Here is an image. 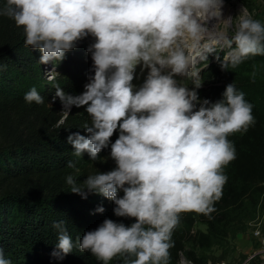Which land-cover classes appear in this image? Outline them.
<instances>
[{
    "label": "clouds",
    "instance_id": "obj_1",
    "mask_svg": "<svg viewBox=\"0 0 264 264\" xmlns=\"http://www.w3.org/2000/svg\"><path fill=\"white\" fill-rule=\"evenodd\" d=\"M226 3L5 0L0 6V17L23 29L24 46L41 53L40 64L60 63L82 41L91 40L86 52L92 65L83 92L72 95L53 85L52 100L58 97L63 104L56 127L73 106L83 108L90 117L81 126L87 135H68L72 154L82 158L86 152L101 163L111 159L115 167L89 174L82 183L79 175L70 174L66 183L83 199L96 194L111 201L114 216L130 221L105 218L75 244L65 221L54 222L58 243L53 256L62 259L76 247L100 264H170L182 217L212 218L228 181L225 169L236 159L229 137L246 133L256 118L254 105L234 81L220 99L201 98V72L209 57L224 72L251 60L255 83L264 67L254 60L264 57V21L244 4L235 16L225 15ZM24 100L45 103L36 87ZM104 150L108 157L100 156ZM67 167L80 171L72 160ZM104 211L103 206L96 209ZM0 264H13L2 245Z\"/></svg>",
    "mask_w": 264,
    "mask_h": 264
},
{
    "label": "trees",
    "instance_id": "obj_2",
    "mask_svg": "<svg viewBox=\"0 0 264 264\" xmlns=\"http://www.w3.org/2000/svg\"><path fill=\"white\" fill-rule=\"evenodd\" d=\"M4 2L0 0V6ZM24 40L22 28L0 17V64L4 66L0 73V245L13 264H100L90 253H81L76 247L62 259L52 255L58 243L54 222L65 221L74 244L105 218L130 223L114 216L111 201L96 194L83 199L71 193L66 183L70 174L79 175L77 182L82 183L89 174L115 167L109 159L104 163L91 161L86 152L82 158L72 154L74 149L67 142L68 135L78 131L87 135L81 126L90 117L83 108L73 106L65 123L56 127L63 107L58 97L52 100L56 91L53 85L72 95L83 92L92 65L86 52L91 40L82 41L75 50L66 53L64 61L50 62L56 70L50 79L44 77L45 69L38 62L41 53L25 47ZM254 60L262 61L264 57ZM219 69L217 62H210L202 78L208 81ZM217 86L206 83L199 90L200 97L220 99L222 88ZM241 86L247 100L254 105L256 123L246 133L229 137L235 145L236 159L225 169L228 181L223 196L216 202L211 219L195 213L182 217V226L173 236L175 247L171 249L170 264H179L185 240L208 243L205 233L192 232L196 221L214 232L216 224L224 220L225 210L239 206L252 189L264 192V83L260 88L248 82ZM32 87L45 97L43 105L25 102L24 95ZM108 154L109 150H104L100 156ZM69 160L76 163L78 174L67 167ZM99 206L105 208L103 213L96 212ZM186 255L193 264H203L191 251Z\"/></svg>",
    "mask_w": 264,
    "mask_h": 264
},
{
    "label": "rangeland",
    "instance_id": "obj_3",
    "mask_svg": "<svg viewBox=\"0 0 264 264\" xmlns=\"http://www.w3.org/2000/svg\"><path fill=\"white\" fill-rule=\"evenodd\" d=\"M242 4L248 7L250 11H255L256 19L264 21V0H227L224 10L225 15L235 16ZM209 61L216 62L212 57H209ZM252 62L250 60L238 69H229L228 72L219 69L217 75L209 77L208 81L202 78L204 80L203 86H206V83L218 85L217 87L222 88L221 93L225 90V86L233 81L241 91H243L241 85H245L247 82L258 85L260 88L264 83V67L260 68L256 82L253 83L250 79ZM255 62L259 66H264V60H255ZM201 67H204V65H201ZM208 67L204 68L201 76ZM43 68L45 69L44 77L46 79H50L56 72L55 68L49 63L43 64ZM141 82V80L136 81L137 84ZM187 83H190V81ZM245 98L247 99L246 95ZM61 106L63 107V104ZM224 213V220L216 224L214 232H209L207 226L200 221L194 223L192 232L195 234L198 232L205 233L208 243L201 245L199 242L190 239L185 240L184 250L180 253L179 264L182 261H190L186 255L188 251H191L203 264H264V254L259 252L258 243L253 236V231L256 228L264 231V192L252 189L251 194L243 199L239 206L231 207L225 210ZM191 264H193L192 261Z\"/></svg>",
    "mask_w": 264,
    "mask_h": 264
},
{
    "label": "built area",
    "instance_id": "obj_4",
    "mask_svg": "<svg viewBox=\"0 0 264 264\" xmlns=\"http://www.w3.org/2000/svg\"><path fill=\"white\" fill-rule=\"evenodd\" d=\"M257 232L259 233V235L256 234ZM253 236L256 242L258 243L259 252L264 254V231H261L259 228H256L253 231Z\"/></svg>",
    "mask_w": 264,
    "mask_h": 264
},
{
    "label": "bare ground",
    "instance_id": "obj_5",
    "mask_svg": "<svg viewBox=\"0 0 264 264\" xmlns=\"http://www.w3.org/2000/svg\"><path fill=\"white\" fill-rule=\"evenodd\" d=\"M182 260H183V258H182Z\"/></svg>",
    "mask_w": 264,
    "mask_h": 264
}]
</instances>
